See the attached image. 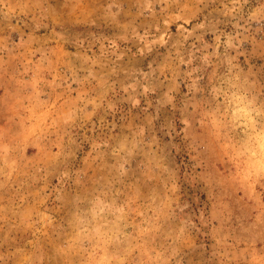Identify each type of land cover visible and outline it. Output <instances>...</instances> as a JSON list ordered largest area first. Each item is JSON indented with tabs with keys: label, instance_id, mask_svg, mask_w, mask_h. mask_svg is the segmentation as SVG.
I'll list each match as a JSON object with an SVG mask.
<instances>
[{
	"label": "rangeland",
	"instance_id": "rangeland-1",
	"mask_svg": "<svg viewBox=\"0 0 264 264\" xmlns=\"http://www.w3.org/2000/svg\"><path fill=\"white\" fill-rule=\"evenodd\" d=\"M0 264H264V0H0Z\"/></svg>",
	"mask_w": 264,
	"mask_h": 264
}]
</instances>
